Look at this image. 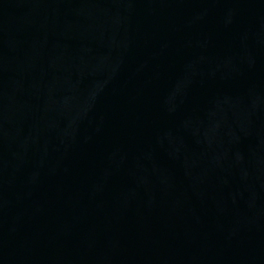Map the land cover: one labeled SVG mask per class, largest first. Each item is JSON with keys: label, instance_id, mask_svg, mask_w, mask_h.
Returning a JSON list of instances; mask_svg holds the SVG:
<instances>
[{"label": "water", "instance_id": "obj_1", "mask_svg": "<svg viewBox=\"0 0 264 264\" xmlns=\"http://www.w3.org/2000/svg\"><path fill=\"white\" fill-rule=\"evenodd\" d=\"M0 264H264V0H0Z\"/></svg>", "mask_w": 264, "mask_h": 264}]
</instances>
